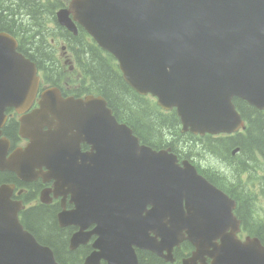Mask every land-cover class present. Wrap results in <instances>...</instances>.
<instances>
[{
	"label": "water",
	"instance_id": "1",
	"mask_svg": "<svg viewBox=\"0 0 264 264\" xmlns=\"http://www.w3.org/2000/svg\"><path fill=\"white\" fill-rule=\"evenodd\" d=\"M57 17L72 30L78 21L114 55L135 91L152 94L165 110L175 108L183 132L245 129L236 98L264 110V0H73ZM17 47L12 35L0 32V134L5 107L24 112L21 105L35 97L40 81L35 64ZM21 121L31 143L8 156L10 144L0 139V169L37 177L44 176L36 170L44 165L59 180L60 153L75 159L65 171V183L76 205L60 220L77 223L80 215L98 223L97 250L84 264H140L135 247L173 261L174 247L184 240L183 227L201 222L204 215L205 237L190 233L197 252L182 264H264L261 240L237 237L236 200L189 160L179 163L170 148L155 151L142 145L103 96L65 98L53 87ZM81 142L92 145V152L80 153ZM12 189L0 186V264H61L19 220L22 206L11 199ZM148 204L158 211L144 218ZM148 222L160 225V240L144 235ZM84 241L81 232L75 234L71 249ZM204 249L211 263L200 259Z\"/></svg>",
	"mask_w": 264,
	"mask_h": 264
},
{
	"label": "trees",
	"instance_id": "2",
	"mask_svg": "<svg viewBox=\"0 0 264 264\" xmlns=\"http://www.w3.org/2000/svg\"><path fill=\"white\" fill-rule=\"evenodd\" d=\"M50 12L49 15L52 16L53 8ZM28 15L31 20L27 19ZM41 18V15L36 13L35 5L27 0H0V30L19 32L36 41L37 52L40 51L35 53L38 62L45 68H50L53 77L57 70H53L55 62L41 56L42 52L50 54L46 51L47 48L43 47L46 42L37 29V24L42 23ZM86 46L88 61L85 63V69L92 75L94 86L107 98L117 119L127 123L146 144L158 148L171 146L173 151L193 162L198 157H202L201 161L207 158L213 162L215 158L222 162L224 168H219L223 164L208 167L206 165L205 168L200 164L197 166L212 183L236 199L239 217L243 222L248 227L252 225V230L256 233H264V223L254 221L252 212L249 211L255 195L243 180V176L255 164L263 165L264 170V110L236 98L235 103L247 122L243 132L232 136L207 134L204 137L182 133L181 121L175 110H162L155 98L138 94L124 80L122 74L113 70L101 57L100 47L96 46V49L88 44ZM237 148L238 151L234 154ZM11 177L10 172H0V182ZM260 183V189L264 193V177ZM56 209V205L44 204L32 207L27 211L24 224L40 242L54 249L61 264H82L78 251L66 249L68 229L58 227ZM148 260L149 263L143 261L142 264H170L152 253L149 254Z\"/></svg>",
	"mask_w": 264,
	"mask_h": 264
},
{
	"label": "flooded vegetation",
	"instance_id": "3",
	"mask_svg": "<svg viewBox=\"0 0 264 264\" xmlns=\"http://www.w3.org/2000/svg\"><path fill=\"white\" fill-rule=\"evenodd\" d=\"M72 1L73 0H27V2L35 5L36 13L40 14L43 18L42 23L37 24V29H39V34L44 36L43 39L46 42V45L43 47H46V51L50 54L41 51L43 55H39L45 57L46 60H52L53 63L55 62V67L53 70H57L53 77L51 76V69L45 68L38 62L37 54L40 51L37 52L36 41L19 32L15 33L9 30H0V32H6L16 39L18 44L17 50L22 53L27 60L35 64L37 74L40 79L35 97L33 98L32 96L30 98H27V101L24 103V105H21V108L24 109V112H19L18 107L15 105L6 106L4 109L6 118L3 125L1 126L0 139L4 138L10 143L8 156H11L17 150L26 149L31 143V139L25 137L21 132L23 124L21 120L22 118H25L26 116L32 114L41 106L43 95L50 88H59L62 96L65 98L69 96H73L75 98H84L88 95L103 96L106 99L108 106L110 107L109 102L104 94L94 86L92 75L89 74L85 69V63L88 61L86 54V44L94 48H96V46L98 45L78 21H75V30L62 25L58 21L57 12L61 9L69 8ZM52 8L54 13L51 16L49 15V13L51 14L50 11L52 10ZM70 15L72 18H74V14L72 12L70 13ZM27 17L28 20H31V17L29 15ZM101 50V57H103L108 62L113 70L119 73L120 71L118 70V63L117 61H115L114 57H111V55L103 49ZM44 130L48 131L49 127L44 126ZM65 140H67V142L64 148L69 149L70 141L69 139ZM71 140L75 141L76 139L71 138ZM141 144L150 146L155 151H161L163 149L171 148L172 152L176 153L175 151H173L171 146H168L167 148H158L146 144L142 140ZM73 147L74 146L72 145V148ZM79 147L80 153L92 152V145L87 142H81ZM61 153L57 165L63 172L61 173L62 177L59 180L52 177L50 173L51 170L47 166L43 165L42 173L44 174V176L40 175L37 177L34 174L19 175L15 171L0 170V172H10L12 174V177L8 180H2L0 182V186L4 184L13 186L11 199L16 203L21 204L22 208L19 211V216L23 223L24 218L26 219L27 211L32 207L39 206L40 204L56 205L57 209L55 217L57 220V225L60 228L68 229L66 249L78 251L80 254V259L82 260V264H84L86 258L97 250L95 244L100 237L98 231V223L95 221H90L87 217L80 215L77 219V223L63 224L61 222L60 214L66 212L67 215L70 211L75 209L76 205V203L72 201V193L67 191L71 185L65 183L67 178L65 171L71 170L73 168L75 159L72 156H67V154L66 156H64L65 152ZM69 154L74 155L75 152L72 151L69 152ZM176 154L179 157V162H182L184 159L191 160L188 157L181 156L178 153ZM36 170L38 171V168H36ZM57 182H60V184L56 185ZM153 209L157 210V206L154 204H148L145 207L142 216L144 218L149 217V213ZM182 209L185 212L188 211V209L186 208V204H184V208ZM238 211L239 209L237 207L235 213L241 221V228L238 231L237 236L242 240H245L247 237H258L264 245V233H261L259 231H257L256 233L254 230H252V225H249L248 227L246 223L243 222V219L239 217L240 215ZM202 219L203 220L201 222H199L200 220H198L195 223L188 225L187 227H183V229L181 230V235L184 237V240L181 241V243L178 246H175L173 249L175 261H171L170 263L151 249L135 247L139 256L140 264H142L143 261L149 263L148 257L150 253L158 256L159 258L170 264H181L185 259L192 257L197 252V248L188 239V237L191 232H193L194 234L198 233L205 237V215L202 217ZM68 220L69 217H67L64 222H68ZM148 223L149 224L147 227L145 226V224H143L142 226V229L145 233L144 235L148 238L160 240L161 237L156 232L157 229H160V225L151 222ZM167 225L168 228H173L174 226L170 223ZM176 228H179V226H176ZM80 232L82 233V238L85 241L75 249H71V240L73 236ZM200 259L204 260V263L205 259L207 263H211L212 261L211 257L205 255V249L204 252H202ZM101 264L107 263L105 260H102ZM197 264H201V261L198 260Z\"/></svg>",
	"mask_w": 264,
	"mask_h": 264
},
{
	"label": "rangeland",
	"instance_id": "4",
	"mask_svg": "<svg viewBox=\"0 0 264 264\" xmlns=\"http://www.w3.org/2000/svg\"><path fill=\"white\" fill-rule=\"evenodd\" d=\"M196 150V149H194ZM194 154V153H193ZM202 157L196 158V162L194 163L196 165H199L204 167L208 166H219L223 163L220 162L218 159L213 158V162L210 160H207V158H204L201 161ZM214 163V164H213ZM263 165H254L253 168L250 169V171L243 176V180L245 181V184L249 185L250 192L255 195V200L252 201V204L250 206V212H252L254 221L256 222H262L264 223V193L262 192L261 183L260 180L264 177V170L262 168ZM225 165L223 164L219 168H224Z\"/></svg>",
	"mask_w": 264,
	"mask_h": 264
}]
</instances>
